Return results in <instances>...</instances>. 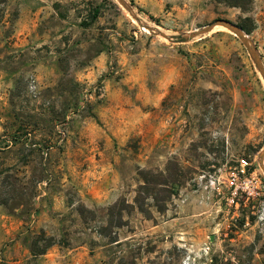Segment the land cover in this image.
<instances>
[{
    "label": "rangeland",
    "instance_id": "rangeland-1",
    "mask_svg": "<svg viewBox=\"0 0 264 264\" xmlns=\"http://www.w3.org/2000/svg\"><path fill=\"white\" fill-rule=\"evenodd\" d=\"M124 1L0 0V264H264V78L186 39L264 63V0Z\"/></svg>",
    "mask_w": 264,
    "mask_h": 264
},
{
    "label": "trees",
    "instance_id": "trees-1",
    "mask_svg": "<svg viewBox=\"0 0 264 264\" xmlns=\"http://www.w3.org/2000/svg\"><path fill=\"white\" fill-rule=\"evenodd\" d=\"M1 2H5V0H1ZM142 11V10H141ZM144 12V11H143ZM145 13V12H144ZM98 12L95 13L94 17H97ZM151 19H154L152 16H150ZM163 173L161 174H157V176H154V174L152 172H146L144 173V176H142V180L143 183L139 186L138 188V195L135 199V203L139 209V211L145 215L146 217H151V212L149 208H146V205L144 204V198L142 197V195H149L150 199H155V193L156 190L161 188V189H169L171 191V193L173 191H175L176 187L180 186V181L178 180H157L154 178L157 177H162ZM154 176V177H152ZM153 207H156L158 209V211L160 213H163V208H160L157 204L152 205ZM45 237V235L43 236ZM44 239V238H43ZM44 241L46 242V245L44 248H42L41 250H36L35 246H34V254L35 255H43L47 252V250L49 248H51L52 246H54L56 244L54 238H47L44 239Z\"/></svg>",
    "mask_w": 264,
    "mask_h": 264
},
{
    "label": "water",
    "instance_id": "water-1",
    "mask_svg": "<svg viewBox=\"0 0 264 264\" xmlns=\"http://www.w3.org/2000/svg\"><path fill=\"white\" fill-rule=\"evenodd\" d=\"M119 1L127 10L130 11V13H132V15L134 16L135 19H138V17L134 14V11L132 10V8H130L124 0H119ZM140 24H141L142 28H145L141 22H140ZM217 26H223V27L227 28L229 31L236 34L242 40V42L246 46L250 56L254 60L258 70L260 71L261 75L264 78V63L262 61V58L259 55V53L257 52V50L251 45L248 35L245 34L244 31L238 25H236L230 21H227V20H216L215 22H213L212 24H209L208 26L204 27L203 29L198 30L192 34H189L188 36H186V39L190 40V39H194L197 36L205 35ZM146 27L151 32H156L157 34L167 38V36L164 32H161L160 30H153L152 28H150L148 26H146ZM260 157H261L262 169L264 170V149H263Z\"/></svg>",
    "mask_w": 264,
    "mask_h": 264
},
{
    "label": "built area",
    "instance_id": "built-area-1",
    "mask_svg": "<svg viewBox=\"0 0 264 264\" xmlns=\"http://www.w3.org/2000/svg\"><path fill=\"white\" fill-rule=\"evenodd\" d=\"M250 166V163L247 160H241L240 163V169H239V176H245L246 171L248 167ZM245 189L244 193L247 194V196H252L253 195V188L258 189V182L255 180L253 177H248L245 179L244 183ZM262 190V189H261ZM258 225L260 227V230L262 233H264V201L260 205V209L258 211Z\"/></svg>",
    "mask_w": 264,
    "mask_h": 264
},
{
    "label": "crops",
    "instance_id": "crops-1",
    "mask_svg": "<svg viewBox=\"0 0 264 264\" xmlns=\"http://www.w3.org/2000/svg\"><path fill=\"white\" fill-rule=\"evenodd\" d=\"M46 221V220H45ZM42 223H44V221H42ZM43 225V224H42Z\"/></svg>",
    "mask_w": 264,
    "mask_h": 264
}]
</instances>
